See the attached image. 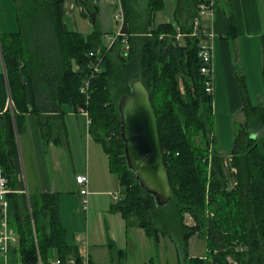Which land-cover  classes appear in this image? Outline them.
Returning a JSON list of instances; mask_svg holds the SVG:
<instances>
[{
	"label": "trees",
	"instance_id": "1",
	"mask_svg": "<svg viewBox=\"0 0 264 264\" xmlns=\"http://www.w3.org/2000/svg\"><path fill=\"white\" fill-rule=\"evenodd\" d=\"M64 3L14 0L19 32L0 36L6 69V75L0 74V166L12 191L7 195L9 224L19 237L10 258L14 253L22 264H51L55 260L66 263L71 259L82 264L79 249L69 247L65 241L59 197H26L23 193L16 141L29 108L36 114H59L60 119L62 106L69 105L75 112H88L90 132L108 154L111 170L123 188L124 198L113 205L112 211L120 214L128 227L144 229L156 248L161 234L176 240L185 264H264V133L260 138L250 133L252 129L264 131V105L250 104L245 77L238 76L245 121L236 129L231 159L226 161L216 153L204 164L210 137L215 143L216 139L212 132L214 95L206 92V78L201 73L204 64L198 53L200 40L191 36L190 23L198 14V0H177L176 27L162 25L148 33L136 28L123 0V33L129 36L131 48L123 54L118 41L105 53L102 72L91 83L88 105L80 89L90 75L89 54L106 50L103 34L97 22L87 38L68 32ZM83 5L96 19L98 9L88 1ZM149 9L159 12L162 0H150ZM178 30L184 35L182 42L177 39ZM226 38L237 39L232 14L227 17ZM261 48L264 82V34ZM73 62L78 66L76 72L72 70ZM140 79L151 94L173 188L168 206L174 215L169 223L159 221V227L154 213L160 211V219L164 210L140 188L129 170L121 139L118 102ZM180 80L186 97L179 92ZM44 96L48 103L39 102ZM9 98L12 108H8ZM41 127L46 143L53 137L54 143H60L65 136L62 125L58 129ZM230 182L234 186L228 190ZM185 214L192 216L196 226L184 224ZM193 236L206 243L207 258L190 257L188 242Z\"/></svg>",
	"mask_w": 264,
	"mask_h": 264
},
{
	"label": "crops",
	"instance_id": "2",
	"mask_svg": "<svg viewBox=\"0 0 264 264\" xmlns=\"http://www.w3.org/2000/svg\"><path fill=\"white\" fill-rule=\"evenodd\" d=\"M84 1L98 9L95 22L83 5ZM125 1L139 31L148 33L159 26L169 24L176 27L177 0H162V9L159 12L150 11V0ZM106 4L108 0H65L64 24L67 31L87 38L95 31L97 22L103 34L104 46L105 37L117 33V28H112L111 23L103 17L101 6ZM4 5L8 9L6 11L13 12L16 16L14 0H0V36L16 34L19 31L9 27L8 20L5 22V19H2L6 12ZM230 14L234 16L237 26L235 41L226 38L227 17ZM209 21L215 34L214 93L216 76L222 67L226 78L231 81L229 89L234 96V92L236 94L238 90V78L231 76L232 50H235L240 66L243 67L244 59L251 56L252 52L258 67L262 66L264 0H216L213 16ZM72 70H78L75 62L72 63ZM0 74L6 75L1 46ZM234 83L236 84L233 85ZM231 100L234 101L235 109L242 112L241 97L239 101ZM39 102L48 103L49 99L47 96L40 97ZM8 103V108H12L10 98ZM61 110L64 114L59 119V114H36L29 108L22 132L16 133L22 181L28 192L26 197L40 194L59 197L61 227L65 232V241L69 247L79 249L82 264H185L176 240L161 234L159 246L156 248L154 240L144 229L128 227L124 218L112 211L114 196L123 194V188L119 177L111 170L108 154L92 136L90 120L86 114L80 109L75 112L69 105H63ZM42 124L53 129L63 126L65 136L60 143H54V137L46 143ZM80 176L88 178L86 211L82 206L81 186L76 182ZM11 230L18 237L15 229ZM200 241L203 240L195 236L190 238L188 245L191 258L203 256L196 253V246L201 244ZM17 246L18 244L12 249L15 250ZM10 260L12 264H22L19 255L14 253H11Z\"/></svg>",
	"mask_w": 264,
	"mask_h": 264
},
{
	"label": "rangeland",
	"instance_id": "3",
	"mask_svg": "<svg viewBox=\"0 0 264 264\" xmlns=\"http://www.w3.org/2000/svg\"><path fill=\"white\" fill-rule=\"evenodd\" d=\"M5 11L8 10L6 8V5H4ZM102 12H103V17L104 19H107L108 23H111L112 28L115 27L117 28L116 30H119V25L115 22L114 20V7L110 4L108 0V4L102 5L101 6ZM79 14L77 15V17ZM5 22L6 20L8 23L9 27H13L16 29V31H19V24L17 22V16L14 15V13H10V11L5 12L4 18ZM1 23V22H0ZM1 24H0V29H1ZM183 39H181V42ZM122 49V47H120ZM123 52V50H121ZM233 53V61H232V72L231 76L232 78L238 77L240 75L245 77L246 81V88L249 96V101L250 104L253 106H258L260 104L264 105V82H263V77H262V66L259 68L256 57L254 55V52H252L251 56L247 57L244 59L243 67L240 66L238 62V56H236L235 50H232ZM220 72L217 74V80H216V92L214 93V104H213V129L212 132L214 134V137L216 139V143L214 142L213 137H210V143L208 147V151L206 156L204 157V164H207V160L211 161L214 157L215 154H219L220 156H223V158L226 161H229L231 159V152L233 150V145H234V138L236 135V129L237 127L242 124L245 121L244 114L240 110H236L233 105V102L231 99L240 100L241 97V92L239 88V83L237 80V92L234 96H232L231 90L229 89L231 84V81H228L226 78V75L224 73L223 68L221 67ZM235 82V81H234ZM229 83V84H228ZM234 83L233 85H235ZM178 89L181 94V96L186 97V89L184 86V83L182 80L179 81L178 84ZM236 91V87H235ZM242 101V100H241ZM243 106V104H242ZM251 134L258 135V138L264 133V131H258L252 129L250 131ZM198 141V140H197ZM228 167V164H227ZM210 167H208V178H209V173H210ZM228 169V168H226ZM209 181V179H208ZM207 181V185H208ZM206 185V196L208 199V194L209 190ZM233 184L230 182L228 183V190L233 189ZM124 198V197H123ZM164 210V215L161 216L159 219V213H154V218L157 219L155 221V224L157 227L161 226L159 224V221H162L163 223H169L170 219L174 215V211L172 210L171 207L166 206L164 209L162 208L161 211ZM207 212V211H206ZM209 214V213H208ZM189 214H185L184 218V224L189 227H194L196 226V222L193 220L190 222V225H187V216ZM157 217V218H156ZM189 222V221H188ZM196 237V236H195ZM201 244H197L196 248L198 250L196 253L203 254V256H200L201 258H207V246L204 241H200Z\"/></svg>",
	"mask_w": 264,
	"mask_h": 264
},
{
	"label": "water",
	"instance_id": "4",
	"mask_svg": "<svg viewBox=\"0 0 264 264\" xmlns=\"http://www.w3.org/2000/svg\"><path fill=\"white\" fill-rule=\"evenodd\" d=\"M95 20L92 19L93 22ZM118 112L129 170L140 188L154 198L158 208L168 206L173 197V188L157 115L143 80L133 83L130 93L119 100Z\"/></svg>",
	"mask_w": 264,
	"mask_h": 264
},
{
	"label": "built area",
	"instance_id": "5",
	"mask_svg": "<svg viewBox=\"0 0 264 264\" xmlns=\"http://www.w3.org/2000/svg\"><path fill=\"white\" fill-rule=\"evenodd\" d=\"M110 4L114 7V20L119 25V30L113 36L105 37V52L90 53L91 58L89 64L90 75L88 79L84 81L81 86L80 93L85 98L86 105L90 102L91 83L97 75L102 72V64L105 53L109 52L118 41H121V47L123 54H127L131 48L129 42V36L123 33V28L126 23V10L123 0H109ZM198 14L191 21L192 27L191 36L198 37L200 42L198 44L199 58L203 61L204 66L201 68L202 75L206 78V92L210 95L214 94V78H213V59L214 48L213 40L215 37L212 29L211 20L213 11L216 5V0H198ZM184 38L178 30L177 39L181 41ZM81 112L88 116V112L81 109ZM89 117V116H88ZM76 182L81 186L82 206L84 211L88 209V178L80 176L77 177ZM12 191L8 188V181L4 172L0 166V257L2 264H12L10 260L11 248L19 243V238L14 235L9 224V203L7 195ZM25 195H28L27 190L23 191ZM123 198V194H117L114 196V205L119 203ZM189 221V222H188ZM193 221L191 215L187 216V225ZM41 264V263H39ZM51 264H77L74 260H69L66 263H62L59 260L53 261Z\"/></svg>",
	"mask_w": 264,
	"mask_h": 264
},
{
	"label": "bare ground",
	"instance_id": "6",
	"mask_svg": "<svg viewBox=\"0 0 264 264\" xmlns=\"http://www.w3.org/2000/svg\"><path fill=\"white\" fill-rule=\"evenodd\" d=\"M90 60H91V58H90ZM214 61V60H213ZM88 69H89V67H88ZM88 78V77H87Z\"/></svg>",
	"mask_w": 264,
	"mask_h": 264
}]
</instances>
